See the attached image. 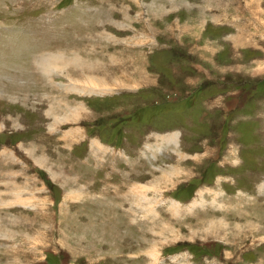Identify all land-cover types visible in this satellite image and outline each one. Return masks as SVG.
<instances>
[{
    "label": "rangeland",
    "instance_id": "rangeland-1",
    "mask_svg": "<svg viewBox=\"0 0 264 264\" xmlns=\"http://www.w3.org/2000/svg\"><path fill=\"white\" fill-rule=\"evenodd\" d=\"M0 264H264V0H0Z\"/></svg>",
    "mask_w": 264,
    "mask_h": 264
},
{
    "label": "bare ground",
    "instance_id": "bare-ground-1",
    "mask_svg": "<svg viewBox=\"0 0 264 264\" xmlns=\"http://www.w3.org/2000/svg\"><path fill=\"white\" fill-rule=\"evenodd\" d=\"M76 16V15H75ZM44 59V58H43ZM62 59V58H61ZM61 59H58V58H56V57H52V56H49V57H46L43 61H44V63H45V66H46V68H45V71H46V73H49V71L50 70H52V68L54 69V70H56L57 72H59L60 73V71H61V68H59L58 66H60L61 67V64L63 63V62H60V64L59 65H57V63L61 60ZM95 81V80H94ZM90 83H93V81H90ZM24 84V83H23ZM94 84V83H93ZM95 84H97V83H95ZM28 85V84H27ZM26 85V86H27ZM95 88V87H94ZM39 91V90H38ZM2 92V91H1ZM25 100H26V98H25ZM58 108V107H57ZM79 109H82V108H76V109H74V110H72V111H70V114H72L73 115V113L75 114V115H77L78 114V110ZM50 111H48L49 113H52L53 112V108H50L49 109ZM54 111H55V108H54ZM52 114H54V113H52ZM51 115V114H50ZM74 117V116H73ZM77 119V118H76ZM55 120H56V117H55ZM67 121H69L68 119H66Z\"/></svg>",
    "mask_w": 264,
    "mask_h": 264
}]
</instances>
